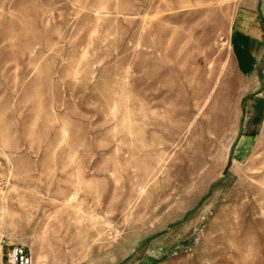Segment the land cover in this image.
Listing matches in <instances>:
<instances>
[{
  "label": "rangeland",
  "instance_id": "obj_1",
  "mask_svg": "<svg viewBox=\"0 0 264 264\" xmlns=\"http://www.w3.org/2000/svg\"><path fill=\"white\" fill-rule=\"evenodd\" d=\"M241 1L0 0V264H264Z\"/></svg>",
  "mask_w": 264,
  "mask_h": 264
},
{
  "label": "crops",
  "instance_id": "obj_2",
  "mask_svg": "<svg viewBox=\"0 0 264 264\" xmlns=\"http://www.w3.org/2000/svg\"><path fill=\"white\" fill-rule=\"evenodd\" d=\"M227 37L232 62L247 86L246 92L259 90L250 98L247 108L248 125L254 126L258 110L256 103L264 100V0H242L234 13Z\"/></svg>",
  "mask_w": 264,
  "mask_h": 264
},
{
  "label": "built area",
  "instance_id": "obj_3",
  "mask_svg": "<svg viewBox=\"0 0 264 264\" xmlns=\"http://www.w3.org/2000/svg\"><path fill=\"white\" fill-rule=\"evenodd\" d=\"M4 264H32V258L24 244H15L6 251Z\"/></svg>",
  "mask_w": 264,
  "mask_h": 264
}]
</instances>
